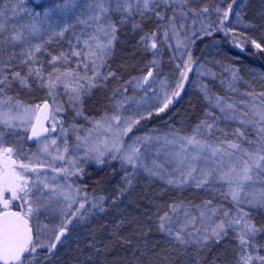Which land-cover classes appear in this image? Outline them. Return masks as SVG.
Masks as SVG:
<instances>
[{"label":"rangeland","instance_id":"obj_1","mask_svg":"<svg viewBox=\"0 0 264 264\" xmlns=\"http://www.w3.org/2000/svg\"><path fill=\"white\" fill-rule=\"evenodd\" d=\"M54 2L56 0L46 2L40 7H34L30 0H0V9L5 10L9 17L5 21L7 26L12 24L19 26L29 23L33 13H43L44 8ZM79 2L83 4L87 0H79ZM130 2L134 8L140 7L143 15L139 11H133L131 14L110 11L107 19L111 20L116 30L121 23L134 21V27L142 29L144 37L155 33L157 48L150 47L151 40L143 41L142 45L145 50H148L147 53L144 57L137 56V61L139 60L137 66H130L126 71L128 75L125 76L117 75L115 71H111L109 66H106L113 53L114 41L110 54L102 62L97 60L96 67H93L92 63L94 58L84 54L80 57H70L66 62H51L52 57L61 52H88L84 41L89 36L98 33L97 22L89 19L91 13L87 11H84L83 15L77 13L80 20L88 21L86 24L79 23L76 17H70L61 22L62 27L67 26L63 36L49 34L44 35L43 38H31V44H40L42 47L41 51L36 52L34 57L28 60V63H23L25 59H28L24 55V49L30 45H25L22 42L9 44L0 39V79L8 78L4 84H0V89H2L0 91V112L8 113L11 109L10 114H14L17 103L24 107L34 108L37 106L35 105L38 103L37 97L22 96L17 93V90L30 92L33 84L37 87L36 91L43 92L44 99L38 105L42 106L45 102L51 104L55 124L59 127L56 133H51L46 137L48 141L51 139L57 141L56 147H59V153L52 148L50 149L51 156L41 154L42 140L36 143L32 150L26 151L30 155L35 154L33 155L35 158H41L44 165H52V167L42 168L40 180L37 178L33 180L40 189V192H37V189L33 188V197L39 196L42 192L41 199L50 201L41 209L38 216L34 215L37 229L36 241L40 245L36 247L34 253L39 252L38 254L45 256L48 252H52L48 264L61 263H59L60 260H57L59 258L57 251L67 246L68 243L60 244L63 236L60 241H56L55 236L59 235L58 229L62 227L64 215L69 207L62 196L52 195V191L45 188L40 181H45L53 189L56 186L64 189L71 185L72 190H77L63 173L52 170L53 168L70 167L65 161L53 159L59 154H64L65 160L75 157L78 160L76 167L79 170H84L88 164L100 168L105 164V166H109L116 162L127 165L130 170L132 167L133 172L130 174L143 176L147 182L158 179L169 184V181H172L173 186L177 184L190 191L205 192L206 196L203 198L190 197L181 200L182 202L174 203L162 215V217L167 215L170 218L169 222L165 224V229H171V232L167 230H163V232L180 245L200 247L217 239L213 236L211 229L221 220L227 221L237 216L240 209L245 212L249 211L250 219L260 229L257 218L258 215H262L261 211L264 212V203H260L264 198V166L254 170L253 179L245 184L240 203L237 205L231 198L228 183L220 178L219 170L223 169L227 172L231 165H235L239 169L240 154L238 153L231 159L224 156L220 164L217 165L218 157L212 156L207 148L203 152H199L195 146L188 145L185 140L181 139L191 137L197 126L206 121L213 124V128L208 131L201 127V134L196 137L201 143L206 141L216 147L224 141H235L250 151L254 150L253 143L244 142L235 135L238 130L244 133L247 141L258 142L260 140L258 133L261 124L255 122L253 114L264 111V95H261L264 94V78L256 77L258 74H253L250 77L240 70L249 80L245 81L234 62L230 60L232 57L226 48L222 47V42L215 39L223 23L226 22L228 33L238 45L243 48L257 49L251 42L256 39L251 37L248 32L239 29L243 26L240 11H242L245 0H235V2L233 0H186V2L185 0H150L147 9L143 8V0H140L139 5L135 0H130ZM12 4L21 9L15 16L8 11ZM229 5H231L232 11L228 19L225 20L223 12L228 9ZM205 8H207V12L203 11ZM157 13L160 15L158 16ZM101 22L105 23L106 21ZM153 25L155 32L147 30L149 26ZM9 34L5 33V35ZM207 38H211V40L202 48V54L193 67L194 49L196 45ZM189 57H191L190 61ZM154 61L155 63H153ZM85 64L88 65L87 68L84 67ZM185 65H188L191 70L187 72L188 80L186 79L187 86L184 95L189 91L195 92L203 98V107L200 116L192 125H188L187 130L184 131L186 134H182L173 131L165 124H150L149 119L172 108L176 97L172 93L181 90L177 85L186 82L181 79L180 75L185 71ZM30 67L39 69L40 74L45 77L49 73L55 74V69H59L60 72L71 70L81 77H91L92 86L89 87L87 81L81 80L83 91L80 98L70 100V90L66 91L62 85H58L53 91V95L56 97L53 101L49 95L47 82L39 80L35 74L27 78L28 86H23L13 78L15 72H19L22 77L26 76ZM149 71L153 75L145 83L144 78ZM233 72H235V76ZM213 86L219 88L220 91L213 89ZM97 88L106 90L108 97L102 91L104 99L92 105L100 110L99 113L89 115L85 111L83 101ZM165 93L168 98H171L172 103L164 111H159L166 102ZM184 95L182 99L185 98ZM218 100L219 103H217ZM58 105L61 110L55 111ZM229 105L232 107L229 108ZM233 116L236 118H231ZM113 117H119V121L113 120ZM125 121L128 123L126 124ZM133 121L138 122L133 124ZM247 121L253 122L247 123ZM129 125H132L131 130L125 131ZM109 126H111L110 130ZM29 129L30 125L14 130L3 129V143L8 135L15 141L13 148L20 156L23 155L22 148H26ZM65 146L69 149L68 153H63ZM117 148L119 151L116 150ZM133 148H140L141 156L136 159L135 164H129L124 157ZM34 157L27 156L26 163L38 161V159L32 160ZM193 157L197 158L193 159ZM185 166L189 167L188 171L192 168L196 171L192 173V177L182 179V170ZM72 171L76 170L72 169ZM208 172H211L212 175L205 177V173ZM205 180L206 182H204ZM181 181L183 182L181 183ZM198 182L200 186H197ZM72 194L76 201L77 192L73 191ZM98 197H105L104 192H98ZM226 201L230 203L227 209ZM96 202L98 205L93 209L100 211L103 201L97 200ZM224 211H228V217L223 215ZM85 215L87 213L81 217L80 223L85 222ZM95 217L92 215L90 219L93 220ZM73 224L74 221H70L68 228L80 225ZM87 230H84L83 233ZM177 232L187 243H181L176 239ZM234 232L237 235L235 229ZM66 235H68V230L65 232L64 238L70 235ZM66 240L64 239V241ZM53 243L56 244V247L50 249V245ZM254 245V249L250 253L253 258L252 264L263 263L264 261L258 257H264V242L258 245L254 243ZM75 249L77 253H80V258L76 257V253L68 251L62 264H82L78 261V259L83 260L82 248L77 245ZM72 258L75 261H72ZM33 263L36 264L35 261L30 264ZM116 264L120 263L116 262Z\"/></svg>","mask_w":264,"mask_h":264},{"label":"trees","instance_id":"obj_2","mask_svg":"<svg viewBox=\"0 0 264 264\" xmlns=\"http://www.w3.org/2000/svg\"><path fill=\"white\" fill-rule=\"evenodd\" d=\"M49 1L51 0L33 5L40 7ZM240 12L241 21H243L242 28L246 29L249 35L255 38L262 47L255 49L243 48L238 45L228 33L226 22L223 23L215 39L222 42V47L226 48L232 57L230 60L234 62L245 81L249 80L240 70H243L247 76L252 77L253 74H259L260 78H264V35L261 34L264 32V2L245 0ZM147 30L155 32L154 25L149 26ZM115 37L113 53L106 66H109L111 71H115L117 75L125 76L128 75L126 71L130 66H137L139 61L137 58L140 55L144 57L148 51L142 45L141 38L144 37V33L142 29H136L134 25L123 22L116 30ZM210 40L211 38L202 40L195 49L202 52V48ZM199 56L200 54L193 53V67ZM256 63H262L260 70L256 68L258 72L249 69L250 64ZM248 70L253 73L249 74ZM31 86L30 92L17 90V93L22 96L37 97L38 103L35 105H38L44 99L43 92L36 91V85L32 84ZM212 88L219 90L214 86ZM102 91L108 97L107 91L103 88H97L85 97L83 103L87 114L96 115L99 113L100 110L92 105L104 99ZM184 96L185 98H181L167 112L152 116L149 123L165 124L177 133L186 134L184 131L187 130L188 125H192L200 116L203 99H200L195 92L190 91ZM105 165L98 168L88 164L84 170L73 171L74 175L66 176L78 190V194L76 202L71 206L72 209L66 213L63 219V226L66 225L68 235H70H66L68 236L66 238L63 236L64 239H67L66 241L63 238L60 241V244L68 243L67 246L57 251V257H59L57 260H60V264L63 263L62 260L67 256L68 251L76 253V257L80 258V253H77L75 249L77 245L81 246L83 251V260L78 259L82 264H101L103 260H98L97 255L108 248L110 249L109 255L111 253L114 261L112 264H116V262L120 264H238L242 254L250 255L254 249V243L258 245L264 242V217L260 218L258 215L257 224L262 231H259L255 238L250 240L246 249H241L233 228H228L226 234H223L221 238L214 239L204 246L180 245L161 230V217L174 203L182 202L181 200L190 197L203 198L206 196L205 192L190 191L182 185L175 184L173 186L171 183L168 184L158 179L147 182L143 176H132L130 174L133 172L132 167L130 170L127 165L120 163L113 162L109 166ZM188 168L185 166L182 170L184 174L181 175L182 179L188 177L186 175ZM100 191L104 192L105 197H98ZM132 199H134V204H131ZM97 200L103 201L101 203L102 211L93 209L98 205ZM81 203L84 204V208L77 212ZM229 205L230 203L226 201V209L229 208ZM130 209L134 210L131 216L133 219L130 217L126 225L118 226L107 222L113 218L116 220L118 216H125ZM85 213H87L86 220L84 223H80L81 217ZM261 213L264 214L263 211ZM92 215L96 216L93 220L90 219ZM134 219L137 222H131ZM70 221L80 225L68 228ZM150 227L152 229L146 230ZM88 228L89 230H87ZM84 230L87 231L83 233ZM51 254L52 252H48L45 256L36 254L34 260L36 264H41V261L48 264ZM71 260L75 261L73 258ZM260 264H264V262Z\"/></svg>","mask_w":264,"mask_h":264},{"label":"snow or ice","instance_id":"obj_3","mask_svg":"<svg viewBox=\"0 0 264 264\" xmlns=\"http://www.w3.org/2000/svg\"><path fill=\"white\" fill-rule=\"evenodd\" d=\"M136 4L139 5L140 0H135ZM186 2V0H185ZM235 2V0H233ZM150 0H143V8H149ZM21 9L17 5L12 4L8 9L13 16L17 15V12ZM87 11L91 13L89 16L90 20L97 22V33L88 37L84 41V45L88 49L87 53H82L81 51H70L68 53L61 52L57 56L52 57V63L57 61H67L70 57H80L82 54L94 58L92 60L93 67H96V61H103L104 58L110 54L113 41L115 40L116 28L112 24L110 19H107L110 11H117L122 13L131 14L133 11H139L143 15V11L140 7H133V4L130 0H87L86 3H80L79 0H56V2L48 5L44 8L43 13L35 12L31 15V21L26 24H20L19 26L12 24L7 26L5 21L9 18L5 10L0 9V39L6 41L9 44H16L22 42L25 45H30L25 47L24 55L28 58L23 61V63H28L29 59H32L36 52L41 51L42 45L40 44H31V38L40 37L43 38L44 35L51 36H63L64 32L67 30V26H61V22L70 18L76 17L79 23H88L87 20H80L77 13L83 15V12ZM207 12V8L203 9ZM219 11V9H218ZM231 5L228 6V9L223 12V18L226 20L231 13ZM159 16L160 14L157 13ZM101 21H106L102 23ZM174 27V26H173ZM10 33L5 35V33ZM155 33L151 36L142 37L141 40L147 42L151 40L150 47L152 49L157 48V43L155 39ZM166 35V34H165ZM103 37L104 39H102ZM257 49H260L261 44L256 43L255 40L251 41ZM191 57H189V61ZM155 63V61L153 62ZM85 68L88 67L87 64L84 65ZM190 67L185 65V71L182 72L181 79H187V72L190 71ZM55 74L49 73L46 77L40 74L39 69L30 67L29 72L26 76H21L19 72L13 73V78L17 79L23 86L27 85V78L35 74V76L41 80L47 82V87L49 89V95L55 101L56 97L53 95V91L57 88L58 85H62L66 91L70 90L69 99L77 100L80 98L81 92L83 91V85L80 83L81 80L88 82L89 87L91 84V77H81L77 73H74L71 70H66L60 72L59 69H55ZM153 73L149 71L147 76L144 78V82H148V78L152 77ZM235 76V72H233ZM7 77L0 79V84H4L7 81ZM178 88H183V83L177 85ZM2 91V89H0ZM179 91L172 93L173 96H179ZM264 95V94H261ZM166 102L163 104V107L159 111H164L169 104L172 103L171 98H168L167 93H165ZM11 99V98H9ZM219 103V100L217 101ZM16 111L14 114L11 113L9 109L8 113L0 112V205L3 206V211H0V262L3 264H25L27 259L26 253H34L36 247L40 246L33 239L32 226L30 225V220L32 217L38 216L42 208L45 207L50 201L42 200L41 192L39 196H36L33 199L34 193L33 188L37 189V192H40V189L37 185L31 180V173H35L37 180H40V169L44 167H52L51 164L44 165L43 163H32L25 162L24 160L15 159L14 156L19 155L17 150L12 147L3 146V129L14 130L19 127H26L30 125L31 136L29 139L36 138L40 140L41 137H44L45 133L54 132L56 130L55 118L54 115H50L51 106L45 102L43 106L37 105L34 108L24 107L17 103ZM229 108L232 105L228 106ZM59 105L56 107L55 111H60ZM254 120L256 123L261 124L258 135L260 140L258 142L247 141L244 133L242 131H237L235 134L238 138L244 140L247 143L254 144V150H248L242 146L241 143H236L235 141H224L221 145L213 147L208 144L206 141L201 143L196 137L201 134V127L203 129L210 131L213 128V124L202 122L201 125L197 126L196 131L191 137H183L181 139L185 140L188 145L195 146L199 152H203L204 149H208L212 156L218 157L216 163L217 165L223 160L224 156H228L230 159L236 157L239 153L240 167L236 168L235 165H231L227 172L223 169L219 170V175L222 180H225L230 189V195L233 201L240 203L241 193L244 191L245 184L252 181L254 170L260 169L264 166V111L254 112ZM231 118H236L235 116ZM49 119H52L51 127H46L45 122ZM113 120L119 121V117H113ZM138 121H133L137 123ZM253 121H247V123H252ZM127 124L128 122L125 121ZM99 124V122H97ZM131 126L129 125L125 131H130ZM111 126H109V130ZM146 140L148 138H145ZM86 141V138H85ZM43 147L41 148V154H46L48 156L52 155L50 149L54 148L57 153L60 152L59 147H56L57 141L51 139L50 141L45 138L41 141ZM78 147V146H74ZM115 148V145H113ZM119 151V149H116ZM69 149L65 146L63 153H68ZM35 155V154H33ZM141 156L140 148H133L131 152L124 157V159L129 164H135L136 159ZM197 157H193L196 159ZM54 160L65 161L66 164L70 167L63 168H53L55 172L63 173L65 176L74 175L75 172L72 169H75L77 172L78 160L75 157H70L65 160L64 154H59L53 157ZM98 159V157H97ZM102 162V161H101ZM196 169L192 168L186 174L188 177H192V173ZM215 171V169H214ZM182 175H184L182 173ZM212 173H205V177L211 176ZM45 188H48L52 191V195L62 196L63 200L68 203V207L71 208V205L75 203L73 196L72 186L68 185L67 188L61 189L59 186H56L55 189L51 185L47 184L45 181H40ZM172 181H169L171 183ZM183 181H181L182 183ZM206 182V180L204 181ZM197 186H200V183H197ZM5 193H10L11 199H5ZM12 200L23 201V207H26V211L15 212L10 209V204ZM252 203V201H249ZM260 203H264V198L261 199ZM95 206V205H94ZM84 208V204L81 203L79 208L76 210L79 212L80 209ZM103 208L101 207V211ZM203 215V214H202ZM223 215L228 217V211H224ZM170 220L169 217H161V230H167L171 232V229H165V224ZM228 228H233L237 231V239L241 249H246L249 246L250 240L254 239L256 234L262 229L256 227L249 217V213L240 209L238 215L228 219L227 221L221 220L220 223L216 224L214 228L211 229L213 236L217 239L221 238L223 234H226ZM67 230L66 225L60 227L59 235L55 236L56 241H60L61 237L65 235ZM176 239L181 243H187L183 240L181 234L177 232ZM56 244L53 243L50 245V249H54ZM258 259L264 261V257H258ZM252 256L249 254H242L238 261V264H252Z\"/></svg>","mask_w":264,"mask_h":264},{"label":"bare ground","instance_id":"obj_4","mask_svg":"<svg viewBox=\"0 0 264 264\" xmlns=\"http://www.w3.org/2000/svg\"><path fill=\"white\" fill-rule=\"evenodd\" d=\"M257 1L258 2H264V0H257ZM134 23H135L134 21H128V24L134 25ZM239 29L240 30L242 29L244 32H248L246 29H243L242 27H240ZM261 34L264 35V32H261ZM194 54H196V55L200 54V56H201L202 52H200L199 50L194 49ZM250 60H253V59H250ZM261 66H262V63L250 64L249 69L254 70V72H258V70H256V68H259V70H260ZM251 70H248L249 73H253ZM256 77H261V75L258 74V76H256ZM263 83H264V81H263ZM198 97L200 99H203L201 96H198ZM131 204H134V199L131 200ZM133 212H134V210L130 209V210H128V212L126 213L125 216H118L116 220L113 218L114 220L110 219L107 222H112V225L113 224H117L118 226L119 225H123V224L126 225L127 222H129L130 217L132 216ZM263 217H264V214L260 215V218H263ZM131 219H133V218L131 217ZM131 222H137V220L134 219ZM150 229H152V227H150V228H148L146 230L149 231ZM109 252H110V249L108 248L107 250H103V252L101 254L97 255V259L98 260H103V262L101 264H112V262H114L113 258H112V255H111V253L109 255Z\"/></svg>","mask_w":264,"mask_h":264},{"label":"water","instance_id":"obj_5","mask_svg":"<svg viewBox=\"0 0 264 264\" xmlns=\"http://www.w3.org/2000/svg\"><path fill=\"white\" fill-rule=\"evenodd\" d=\"M33 1H35V2H40V1H42V0H33ZM182 92H183L182 90L179 92L180 94H179V96L176 97V100L179 99V97L181 96ZM176 100H175V101H176ZM49 105H50V104H49ZM50 115H51V111H50ZM49 121H50V119H49L48 121L45 122V126H46V127H48V123H49ZM46 135H48V133H45V134H44V137H45ZM41 138H42V137H41ZM35 140H37V139H36V138H33V139H31L30 141L33 142V141H35ZM32 233H33V232H32ZM33 239H34V236H33Z\"/></svg>","mask_w":264,"mask_h":264},{"label":"flooded vegetation","instance_id":"obj_6","mask_svg":"<svg viewBox=\"0 0 264 264\" xmlns=\"http://www.w3.org/2000/svg\"><path fill=\"white\" fill-rule=\"evenodd\" d=\"M4 198L5 199H11V197L10 196H4ZM13 204V200L11 201V204H10V206ZM11 208V207H10ZM4 209H3V206L2 205H0V211H3ZM0 264H3V262H0Z\"/></svg>","mask_w":264,"mask_h":264}]
</instances>
